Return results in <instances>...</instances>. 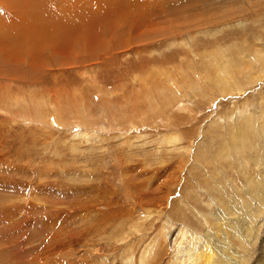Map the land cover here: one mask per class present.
I'll use <instances>...</instances> for the list:
<instances>
[{"label": "rangeland", "instance_id": "1", "mask_svg": "<svg viewBox=\"0 0 264 264\" xmlns=\"http://www.w3.org/2000/svg\"><path fill=\"white\" fill-rule=\"evenodd\" d=\"M231 1L0 0V264H179L209 194L231 206L220 149L264 135V0L227 26Z\"/></svg>", "mask_w": 264, "mask_h": 264}, {"label": "bare ground", "instance_id": "2", "mask_svg": "<svg viewBox=\"0 0 264 264\" xmlns=\"http://www.w3.org/2000/svg\"><path fill=\"white\" fill-rule=\"evenodd\" d=\"M259 1L260 0H252V1L244 0V3L248 2L249 7L250 6L252 7L253 4H255L254 7H258ZM221 4H222L221 11H224L225 9L227 11L225 15H223L225 16V18L228 19V17L232 13L238 14L240 16V18H234L232 16L231 21L227 22V26L243 25L246 21H248V18L245 19L241 18L243 13H245L243 11L246 8L243 7L244 10L241 8L242 4L240 0H233L229 4L227 3H221ZM232 5L239 6L240 12H235L232 9ZM241 9L243 11H241ZM253 11L246 10L245 14H248ZM11 28L14 29L13 25ZM242 35L244 34L242 33ZM214 52L215 54L217 53L219 55L220 62L219 64L215 65L213 63L214 60L211 61L210 67H213L212 68L213 74L212 77H206L210 79V83L207 82V84L209 85L210 88L213 89L221 86V84L225 80H229L230 82L232 81L233 77L229 73H227V71L232 66L231 59L232 60L235 59L229 56V53L225 54V48L220 47V49H216L212 53ZM191 53L195 60L199 57L195 49H192ZM248 56L249 55L245 54V57ZM225 57H229V59L223 62L222 59H224ZM251 57L252 56H249V60L253 59ZM238 61L239 60H237V63L239 64L242 63ZM207 74L208 73H206L205 75ZM262 76H264V68L262 69V74H260V76L258 77L260 78ZM201 77L202 79H200L199 77L198 79L203 81L205 77L202 74ZM258 112L260 113V117L264 118L262 114L264 110H259ZM254 115L255 114H252V118L254 117ZM257 126L254 125L252 127H255L254 133L259 135L260 128ZM263 127H264V123H263ZM259 136L261 137L257 139L258 140L257 143L259 144L256 145L257 148H255L254 150H252V143L249 144V149L247 150L244 144L242 143L241 138H236V139L227 138V142L220 149L222 155L224 154L222 152H226L227 155L231 153L230 155L233 161V163H231V168L232 169L235 168L239 171V174L241 175L244 184H241V186L239 185L240 188L237 189L235 184L231 181L232 183L230 185L228 184L229 187L228 190L227 187L225 186H223L224 188L222 186H219L221 185L219 181L218 184L216 183L217 181L213 179L215 181L214 187L217 186V189L215 188L216 195L219 194L220 196L224 197L225 200L228 199V201L230 202L229 205L231 206L227 207V204L224 205L221 202H218L217 199H215L211 194H209V196H211L212 201L206 204V206L211 210L208 214H202L203 211L200 213V216L203 217L202 220L204 219V221L208 220L206 219L207 217H210V221H207L208 224L204 223L207 224L209 228L207 227L208 229L203 230L204 231L203 233L197 231H191L189 229L185 230L184 235L188 234V237L186 238V240L183 237L180 240L179 244H182V248L180 252L178 251L179 254H177V258L179 259V264H264V228H263L264 227V147L261 144L262 143L261 141L264 142V135L260 134ZM244 140H245L244 143L250 142L249 138H245ZM244 150H246V154L242 153ZM261 154H263L262 158H256L255 155L261 156ZM235 162L236 164H234ZM241 187L243 188L241 189ZM208 189H209L208 192H210L211 188L209 186ZM231 190L239 192V195L236 194L228 195L231 193ZM240 191L244 192L245 195L242 196L240 194ZM245 198L246 200L251 199L252 201L246 202ZM258 241H259V248L258 247L254 248L256 246V243H258Z\"/></svg>", "mask_w": 264, "mask_h": 264}]
</instances>
